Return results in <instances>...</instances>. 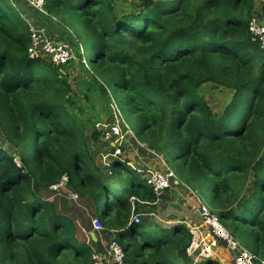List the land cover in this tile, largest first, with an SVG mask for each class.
<instances>
[{
    "label": "trees",
    "instance_id": "obj_1",
    "mask_svg": "<svg viewBox=\"0 0 264 264\" xmlns=\"http://www.w3.org/2000/svg\"><path fill=\"white\" fill-rule=\"evenodd\" d=\"M256 1L45 0L46 16L0 0V133L10 146L0 147V264H93L98 241L48 192L63 174L76 179L85 206L103 201L105 231L95 234L114 232L123 264H220L193 261L194 234L185 223H150L161 197L127 159L100 176L83 120L93 94L107 124L117 112L135 115L137 141L168 156L185 185L207 183L220 222L264 259V50L248 31ZM26 16L70 33L88 75L81 95L59 67L29 58ZM205 84L231 91L219 113L201 92ZM99 122L90 139L112 153ZM112 180L127 194L113 198Z\"/></svg>",
    "mask_w": 264,
    "mask_h": 264
},
{
    "label": "built area",
    "instance_id": "obj_2",
    "mask_svg": "<svg viewBox=\"0 0 264 264\" xmlns=\"http://www.w3.org/2000/svg\"><path fill=\"white\" fill-rule=\"evenodd\" d=\"M6 1L12 6H16L17 2H21L29 9H32L42 15L48 16L47 12L44 9L45 0ZM257 1L264 2V0ZM260 22L261 18L258 17L256 14H253L248 25V31L250 35L258 41L260 49L264 50V25H260ZM28 23H30V21H28ZM30 30V44L27 49V53L30 59L48 58L52 61V64L59 67L60 69L72 60V51L68 44L58 42L50 38L44 28H31ZM38 46H41L40 50L38 49ZM115 111H117L116 108ZM114 118L115 119L113 122L103 124L102 127H99L97 125L96 128L101 132V139L104 142L108 143L113 149L112 153L108 152L109 156L123 160L127 158L126 153H124L123 147H128V150L130 149V144L128 143L127 139L128 135L133 141L136 142L138 146L140 145L141 147H145L146 145L137 141L133 132L128 128L127 124L123 120H121L119 112H117L116 116L114 114ZM145 150H147V152H150L151 154H154L148 149ZM130 151L131 150H129V152ZM161 162L163 163L162 160ZM16 164L17 166H20L18 162ZM144 176L146 185L151 187L157 195H161L162 191L174 189L177 183V185H180L176 178V175L168 167H166L164 171L148 168L144 171ZM68 183V175L63 174L56 183L51 184L48 187V192L53 196H58L57 194L61 193L62 189L65 188ZM63 196L68 201L75 202L78 200V195L74 191H70L67 195ZM134 200L135 198L132 197L130 201L133 202ZM196 202L198 204V215L201 220L200 227H203L205 229V231L201 230L203 237L198 242V246L202 245L205 251H208L209 249H212L216 246L225 248L233 255L232 264H264V259H261L260 257L256 256L255 254L244 248L237 241V239H235L234 236L230 234V232L222 225V223L218 219V216L209 206L203 204L198 198H196ZM131 220L134 223H139L140 216L132 215ZM90 221L92 232L97 233L104 230V227L98 217H92ZM190 230L194 233L195 231H198V228L192 227ZM193 249L194 248L190 247L188 253L189 256L193 259V261H196V259L193 257ZM108 251V255L111 257L113 264H123L125 254L122 249V246L115 240V238H112L109 242ZM92 259L93 264H108L105 263L103 261L104 258L98 256L97 253L93 254Z\"/></svg>",
    "mask_w": 264,
    "mask_h": 264
},
{
    "label": "rangeland",
    "instance_id": "obj_3",
    "mask_svg": "<svg viewBox=\"0 0 264 264\" xmlns=\"http://www.w3.org/2000/svg\"><path fill=\"white\" fill-rule=\"evenodd\" d=\"M262 3H264V2L256 1L255 9H258V7ZM130 4L131 3L129 1H121L119 3V6L120 7H125V6H128ZM21 8H22V11H27V13H29V10L27 8L26 9L24 7H21ZM32 13L34 14L35 11H32ZM260 18L264 21V15L263 14L260 16ZM25 19L30 21V23H29L30 29L31 28H35V29L44 28L50 38H52V39H54V40H56L58 42H63V43H66V44L69 45V47H70V49L72 51L73 58H72V60L70 61L69 64L65 65L64 67H61V73L63 75L67 76V78L72 83L74 89L77 91L78 94L81 95L82 92H81L79 83L81 82L83 84V82H85V79L86 80L88 79V75L84 71V69L82 67V64H81V63L84 64V60H80L78 58V56L76 55L75 51L73 50V47L71 45V43H73V40H71L70 33H67V31H65V30L64 31H59V32L58 31H54L53 32L52 30H50L48 28V25L45 22H43V21H40V22L37 21L36 22L35 19L33 20L32 18H29L27 16L25 17ZM201 92H202L204 98L206 99L208 105L210 106L211 110L214 113H219L220 111H222L223 108L225 107V105L229 102V100L231 98V91H229L228 89L222 88V87L211 85V84L203 85L202 89H201ZM92 96H94V94L91 95V102H90L91 104H90V106L89 105L84 106V114H85V116H84L83 120L86 121L87 123H89L88 125L90 126L85 131L86 144H87V148L90 150V153H92L93 156H94V165H95V167L100 171V176H103V175H107V174H104L105 171L103 169H106L107 168V164L111 163L116 158L110 157L108 153L104 152L105 151L104 149H102L100 146L96 145L90 139V135L92 133V125L94 123V120L95 119H97V120L100 119V122H99L100 124L106 123L105 121L108 120L107 116H106V112H104L100 108H97V106H96L97 101H99V100L96 99V98H93ZM120 116H121V120H123L127 124L128 128L131 131H133V133H135L136 124H137L136 116L133 115V114L126 113V112L120 113ZM96 123H98V122H96ZM0 147L10 150L9 144L7 143L6 139L4 138V136L1 133H0ZM133 147H135V146L133 145ZM142 148L147 149L146 146L142 147ZM101 151L104 152V153H101ZM140 152L141 151H139V153ZM144 152H147V150L144 151ZM31 153H32V151L29 150V152L27 154L29 155ZM134 153L135 152H133V151H130V152L128 151L127 154H126L127 158H125V159H127V161L129 162V165L131 163L132 166L139 167V166L136 165V161L138 162V165H141L142 160H141L140 157L142 155H136V157H134ZM148 153H149L148 157H149L150 160L154 159L157 156H159L157 154H154V156H153V155H151L150 152H148ZM155 160L153 162L154 163L157 162L156 165H157V169L158 170L164 171L165 168L168 167L169 169H171L174 172L173 165H172L173 162L168 156H166V155L165 156H160L159 158H157ZM161 160L165 164V167H164V164L161 162ZM174 174H175V172H174ZM177 180L180 183V185H177L178 184L177 183L174 188H175V190L177 192H179V194L177 192H175V193H173L172 198H170V201H173V200L177 199L176 200L177 208L175 209L173 206L167 205L169 200L164 199L162 197H161L162 203H160L158 205L162 204V206H165V209H166V206H168V208L171 210L172 213H175V215H179L181 213L182 206H180V205L178 206V204H177L178 203L177 202L178 201V196H182V197L188 198V195H189V197H191L195 201L196 205H198L197 202H196V198H198L203 204H205V205H207V206H209L211 208V205H210L211 204V187L207 186V183H205V184L202 183V184H200V186H198L196 188H192V187H190L188 185H185L183 179L179 180L177 178ZM109 187H110V190H111V196L112 197L113 196L115 197V196H121V195L127 194L126 186L120 180H112L109 183ZM169 190H172V189H169ZM185 190H186V192H182V191H185ZM70 191H74V192L77 193V195H78V200L77 201H75V202L67 201L63 197V195H67ZM172 192H170L171 195H172ZM186 194H188V195H186ZM57 195L58 196H55V199H57L60 202L59 206H61L62 208L66 209V210L72 211L75 214L77 213L79 230L81 228V229H83V231L85 230V232H89V233L92 232L91 225H90L91 224L90 220H91L92 217H95V216L99 217L101 215V213L103 211V208H104L103 201L100 202V204L97 206L96 209H92V207L85 206L82 203L83 197H82L81 190L77 186L76 179H73V181L70 182L65 188H63L62 192L57 194ZM53 197L54 196L51 194V198H53ZM156 207H158V206L156 205ZM156 207H155V209H156ZM154 215H156V216L154 217V216H151V215H147L148 220H151L150 223L157 222V223H160L162 225H165L163 223V221H162L163 220V212L162 211L154 212ZM200 224L198 226L197 225L196 226L199 228ZM189 228H191V226H189ZM97 234H99V232H97ZM114 236H115V234L111 233L110 236L107 237L106 239L99 238L98 241L103 242L104 245H109L111 237L113 238ZM121 242L123 244H125L124 241H121ZM100 247L96 246L95 250L99 249L98 252L102 251V253L104 255L105 251H104V249H103V247L101 245H100ZM209 252L210 251L208 250L206 252V254L204 256L203 255L200 256L199 259H201L203 257L212 258L210 256H212L213 254L209 253ZM103 261L105 263H108V264H113L112 261L109 262V258L106 256V254H105V259ZM194 262H196V261H194Z\"/></svg>",
    "mask_w": 264,
    "mask_h": 264
},
{
    "label": "crops",
    "instance_id": "obj_4",
    "mask_svg": "<svg viewBox=\"0 0 264 264\" xmlns=\"http://www.w3.org/2000/svg\"><path fill=\"white\" fill-rule=\"evenodd\" d=\"M127 139H128V143L130 144V150L135 152L134 153V157H136V155H142L140 157L141 160H142L141 165H138V162L136 161V165L139 166V167H134V166L131 165V163H130V165L129 164L128 165L131 166L134 169L135 168L138 169L141 172H144L148 168H153L155 170H158L157 169V165H156L157 162L154 163L153 161L155 159L159 158L160 156H157L154 159L150 160L149 157H148V154H143L141 149H140L141 147H139L138 145H135L134 141L129 136H127ZM132 144L135 147H133ZM139 151H141V152L139 153ZM146 153H148V152H146ZM143 177H145V176L143 175ZM170 192H172V195L170 194ZM175 192H177L175 190V188L172 189V190H165V191L161 192L160 197L169 200L167 205H171V206H173L176 209L177 208V205H176V200L177 199H175L173 201H170V198H172L173 193H175ZM182 192H186V190L182 191ZM177 193L179 194V192H177ZM186 195H188V194H186ZM177 202H178L177 203L178 206L179 205L182 206V208H181L182 210H181V213L179 215H175V213H172L171 210L168 208V206H166V209H165V206H162V204L158 205V204L162 203V201L159 200V199L157 200L156 205L158 207H156L154 212H158V211L159 212L160 211L163 212V220L162 221L165 224L164 226L171 227V226H173L175 224L183 222L188 227L189 226H191V228L192 227L193 228L197 227L201 223V220H200L199 215H198L197 205H196L195 201L191 197H189V195H188V198L182 197V196H178V201ZM150 215L154 216V217L156 216V215H154V213L150 214ZM95 217H97V216H95ZM201 230L205 231V229L203 227L199 226L198 231L193 233L194 234V240H193V244H192L191 248H194L193 249V251H194L193 257L196 259V261H199L200 260L199 257L202 256V255L204 256L206 254V252H207V251H205V249H204V247L202 245L198 246V242L203 237V234H202ZM111 233H114V232H111ZM101 235H99L98 238H97L96 234H95L96 242L98 241L99 238H102ZM100 245L103 247V249L105 251L104 255H103L102 251L98 252L99 249L95 250V252H98L97 255L101 256L104 259H105V254H106V256L109 258V262H111L112 261L111 257L108 255V252H109L108 251V247H107L108 245H104L103 242L98 241L97 246L100 247ZM209 251H210L209 253L213 254L210 257H212L213 260L219 261L220 264H232L233 255L231 254V252H229L225 248L220 247V246H216V247H214L212 249H209ZM204 258H208V257H203L201 259H204Z\"/></svg>",
    "mask_w": 264,
    "mask_h": 264
},
{
    "label": "water",
    "instance_id": "obj_5",
    "mask_svg": "<svg viewBox=\"0 0 264 264\" xmlns=\"http://www.w3.org/2000/svg\"><path fill=\"white\" fill-rule=\"evenodd\" d=\"M263 9H264V3H262L258 7V9H254L253 10V14H256L258 17H260L263 14ZM260 25H264V21L263 20H261ZM38 49L40 50L41 49V46H38ZM45 62L47 64H49V65H52V61L50 59H48V58L45 59ZM14 161L19 162L20 161V157L17 156V155H14ZM89 236H90V238H91V240L93 242H96V237H95V233L94 232H90L89 233Z\"/></svg>",
    "mask_w": 264,
    "mask_h": 264
}]
</instances>
